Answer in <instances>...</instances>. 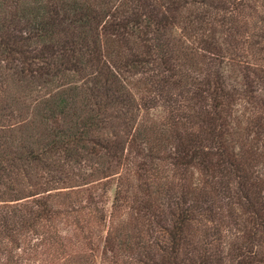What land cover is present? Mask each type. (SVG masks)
Listing matches in <instances>:
<instances>
[{
	"label": "trees",
	"instance_id": "obj_1",
	"mask_svg": "<svg viewBox=\"0 0 264 264\" xmlns=\"http://www.w3.org/2000/svg\"><path fill=\"white\" fill-rule=\"evenodd\" d=\"M0 264H264V0H0Z\"/></svg>",
	"mask_w": 264,
	"mask_h": 264
}]
</instances>
